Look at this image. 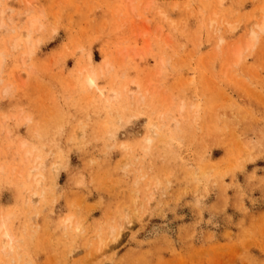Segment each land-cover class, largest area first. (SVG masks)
Returning a JSON list of instances; mask_svg holds the SVG:
<instances>
[{
    "label": "rangeland",
    "instance_id": "obj_1",
    "mask_svg": "<svg viewBox=\"0 0 264 264\" xmlns=\"http://www.w3.org/2000/svg\"><path fill=\"white\" fill-rule=\"evenodd\" d=\"M0 56V264H264V0H0Z\"/></svg>",
    "mask_w": 264,
    "mask_h": 264
},
{
    "label": "bare ground",
    "instance_id": "obj_2",
    "mask_svg": "<svg viewBox=\"0 0 264 264\" xmlns=\"http://www.w3.org/2000/svg\"><path fill=\"white\" fill-rule=\"evenodd\" d=\"M23 35H25V34H23ZM23 35H19L17 38H16V40H15V45H19V43L21 42V39H22V37H23ZM26 36V35H25ZM24 38V37H23ZM27 39H28V36L26 37ZM26 38H24V39H26ZM14 48V47H13ZM18 49V48H17ZM240 54V53H239ZM241 58V57H240ZM0 59H2L1 58V56H0ZM2 62V61H1ZM92 75H93V73H92ZM95 76V75H94ZM88 77V78H87ZM86 77V83H88L91 87H93V86H96L97 84H96V79H95V77H93V76H90V75H88ZM87 84V85H88ZM117 96H116V94L114 93V98H116ZM6 225H7V223H6V220H4L3 221V223L0 225V231H1V229H3V227L4 228H6ZM3 235H5V237H8L9 236V232L8 231H6V232H4L3 233Z\"/></svg>",
    "mask_w": 264,
    "mask_h": 264
}]
</instances>
